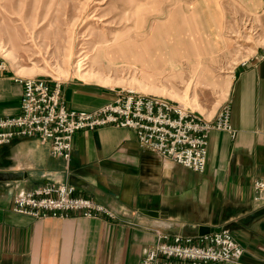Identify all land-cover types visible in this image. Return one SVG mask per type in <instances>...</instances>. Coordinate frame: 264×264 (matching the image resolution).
<instances>
[{
	"label": "crops",
	"instance_id": "1",
	"mask_svg": "<svg viewBox=\"0 0 264 264\" xmlns=\"http://www.w3.org/2000/svg\"><path fill=\"white\" fill-rule=\"evenodd\" d=\"M18 77L32 76L12 65L0 75V117L21 112ZM62 95L68 109L86 112L117 97L80 79L62 82ZM228 103L237 137L211 133L204 173L143 150L127 128L78 132L69 160L36 138L1 145L0 264H141L156 231L198 238L201 228L228 230L245 250L244 263L264 264V203L253 192L254 180H264V51L238 73ZM46 183L75 187L116 219H35L13 211L17 194Z\"/></svg>",
	"mask_w": 264,
	"mask_h": 264
},
{
	"label": "rangeland",
	"instance_id": "2",
	"mask_svg": "<svg viewBox=\"0 0 264 264\" xmlns=\"http://www.w3.org/2000/svg\"><path fill=\"white\" fill-rule=\"evenodd\" d=\"M263 51L262 0H0V56L22 74L159 96L207 119Z\"/></svg>",
	"mask_w": 264,
	"mask_h": 264
},
{
	"label": "built area",
	"instance_id": "3",
	"mask_svg": "<svg viewBox=\"0 0 264 264\" xmlns=\"http://www.w3.org/2000/svg\"><path fill=\"white\" fill-rule=\"evenodd\" d=\"M9 64L0 56V75ZM24 87L21 112L0 117V146L16 138H36L49 144L51 154L69 160L75 135L103 127L131 129L140 147L197 173L207 168L210 135L237 131L231 123V104L207 119L183 104L133 90H122L114 101L91 112L68 109L62 82L39 76L18 77ZM254 200L264 203V180L253 182ZM13 211L35 219L83 217L116 219L114 212L96 201L76 195L75 187L46 183L17 194ZM157 242L141 264H210L243 262L242 245L228 230L198 238L156 231Z\"/></svg>",
	"mask_w": 264,
	"mask_h": 264
},
{
	"label": "water",
	"instance_id": "4",
	"mask_svg": "<svg viewBox=\"0 0 264 264\" xmlns=\"http://www.w3.org/2000/svg\"><path fill=\"white\" fill-rule=\"evenodd\" d=\"M200 235L201 236H204V235H207V234H210V233H213V232H220L218 230H208V228H201L200 229Z\"/></svg>",
	"mask_w": 264,
	"mask_h": 264
},
{
	"label": "bare ground",
	"instance_id": "5",
	"mask_svg": "<svg viewBox=\"0 0 264 264\" xmlns=\"http://www.w3.org/2000/svg\"><path fill=\"white\" fill-rule=\"evenodd\" d=\"M79 68L81 69V65H79ZM204 114H206V112H204Z\"/></svg>",
	"mask_w": 264,
	"mask_h": 264
}]
</instances>
